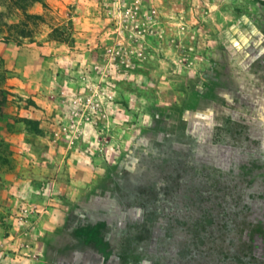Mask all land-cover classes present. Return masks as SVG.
<instances>
[{
	"label": "rangeland",
	"instance_id": "1",
	"mask_svg": "<svg viewBox=\"0 0 264 264\" xmlns=\"http://www.w3.org/2000/svg\"><path fill=\"white\" fill-rule=\"evenodd\" d=\"M261 97L264 0H0V264H264Z\"/></svg>",
	"mask_w": 264,
	"mask_h": 264
},
{
	"label": "crops",
	"instance_id": "2",
	"mask_svg": "<svg viewBox=\"0 0 264 264\" xmlns=\"http://www.w3.org/2000/svg\"><path fill=\"white\" fill-rule=\"evenodd\" d=\"M252 140L253 139H251V141ZM203 148L204 150H202L201 156L202 160L210 162V160L212 161L215 158L216 160L226 161V169L232 170V177L234 181L233 183L237 182L236 185L238 187H242L243 191L248 190L247 202L249 204L247 206L248 208H243V216L247 214L248 223L257 225L256 227H258L259 225L263 226L264 149L259 151L256 149H248L244 147L242 150H240L235 145H230L226 148L213 145H205V147ZM224 153L225 155H223ZM239 157L243 158L241 162ZM244 223H246L245 220ZM260 239L263 240L262 242L264 243V238L260 237ZM255 251H258L257 247ZM260 252H264V245L261 246ZM260 256L264 258L263 255Z\"/></svg>",
	"mask_w": 264,
	"mask_h": 264
},
{
	"label": "flooded vegetation",
	"instance_id": "3",
	"mask_svg": "<svg viewBox=\"0 0 264 264\" xmlns=\"http://www.w3.org/2000/svg\"><path fill=\"white\" fill-rule=\"evenodd\" d=\"M261 98L262 100H260L259 108L261 112H263V115H264V97H261Z\"/></svg>",
	"mask_w": 264,
	"mask_h": 264
},
{
	"label": "trees",
	"instance_id": "4",
	"mask_svg": "<svg viewBox=\"0 0 264 264\" xmlns=\"http://www.w3.org/2000/svg\"><path fill=\"white\" fill-rule=\"evenodd\" d=\"M226 161L223 160V163L225 164Z\"/></svg>",
	"mask_w": 264,
	"mask_h": 264
}]
</instances>
